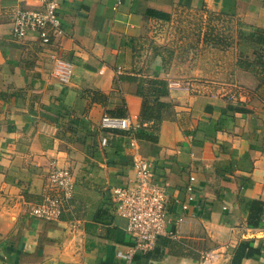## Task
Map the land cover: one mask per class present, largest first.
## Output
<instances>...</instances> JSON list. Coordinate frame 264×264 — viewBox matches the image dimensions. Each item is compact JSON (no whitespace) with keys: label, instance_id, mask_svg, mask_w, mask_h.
I'll list each match as a JSON object with an SVG mask.
<instances>
[{"label":"crops","instance_id":"crops-1","mask_svg":"<svg viewBox=\"0 0 264 264\" xmlns=\"http://www.w3.org/2000/svg\"><path fill=\"white\" fill-rule=\"evenodd\" d=\"M58 2L62 33L44 51L12 29L19 10L40 2L0 0V75L25 92L0 116V264H207L210 252V264H235L242 242L261 253L240 264H264V212L252 226L248 209L251 200L264 209V83L241 65L254 51L240 33L264 29V0ZM148 9L171 19L151 18ZM52 54L72 66L69 83L53 76ZM155 77L169 84L163 101L172 104L156 141L100 131L84 148L73 143L81 134L62 129L69 117L59 126L48 109L66 106L94 130L125 100L127 117L142 123L144 99L132 78ZM97 91L104 102L92 101ZM136 158L152 164L167 193L169 234L149 251L134 249L113 196L133 179ZM53 161L71 167L75 180L58 222L29 213L46 193Z\"/></svg>","mask_w":264,"mask_h":264},{"label":"built area","instance_id":"built-area-1","mask_svg":"<svg viewBox=\"0 0 264 264\" xmlns=\"http://www.w3.org/2000/svg\"><path fill=\"white\" fill-rule=\"evenodd\" d=\"M38 10H19L13 18V34L19 41L35 37L42 47H52L55 36L62 33L58 17V0H38ZM118 5L123 0H116ZM53 76L64 83H69L73 76L72 66L52 54ZM148 124L133 123L131 118H113L104 115L101 126L110 131L138 130ZM108 138H103L102 147L108 146ZM135 145V142L132 143ZM135 174L130 183L114 190V200L118 204L121 216L127 219V232L135 240L134 249L153 250L159 237L167 236L168 211L166 187L157 181L153 166L142 158L134 160ZM46 193L40 202L29 206L31 216L52 222L61 220L67 206L74 199L75 180L71 167L61 166L53 161L47 170ZM264 228V216L262 219ZM217 257L216 252L205 255V262L210 264Z\"/></svg>","mask_w":264,"mask_h":264},{"label":"trees","instance_id":"trees-1","mask_svg":"<svg viewBox=\"0 0 264 264\" xmlns=\"http://www.w3.org/2000/svg\"><path fill=\"white\" fill-rule=\"evenodd\" d=\"M146 15L154 18V19H162V20H170V15L155 9H148L146 11ZM241 37L246 39L247 43L252 47L254 51V58L250 59L246 57L245 59L242 58L241 65L249 68L254 72L258 77H260L261 81L264 83V29L261 28H254L250 32H240ZM42 47V46H41ZM43 50H47V48L42 47ZM49 47L48 49H50ZM7 64L9 66H15L16 63L14 61H8ZM2 68H0V71ZM125 79V78H124ZM132 81L138 83V88L134 90L138 96H141L143 101L142 112L140 117V122L143 124L147 122L148 125L146 127H141L138 130H130V131H120L126 132L131 136L137 138L138 140H145V141H156L155 134L159 131L160 125L164 120L166 113L170 112L172 104L169 102L163 101L164 98L168 97L170 94L169 84L158 77L150 78L149 80L140 79L137 80L136 78H132ZM8 88L6 90H2L0 92V100L8 103L13 98L19 100L20 98L24 100V93L22 90H10ZM93 102H104L107 99V95L103 94L102 92H92L89 95ZM18 102V101H17ZM50 111L54 112L57 117L54 118L55 123L57 125H62L59 121L60 118H64V116L69 117L70 121L67 125L64 124L63 130L65 129L66 132H71V134H81V138H78V142L73 143H80L81 147H87L89 142H91L92 137L96 138L100 131L108 132H115L120 133L119 131H110L107 129L96 128L92 130L90 127V121L86 119V117H72V110L66 106L60 105L58 107H49ZM127 105L125 100L122 101L118 106L113 109L107 110V114L113 118H127L128 111ZM65 111V112H64ZM150 123V124H149ZM105 132H101L105 137ZM102 136V137H103ZM97 142L93 146H97ZM249 210L252 212V217L249 220L250 225L257 226L261 214L264 212L262 204L258 201H249ZM261 250L255 249L251 246L249 242H242L239 247L237 248L234 256L235 264H240L243 259L256 257V255H260Z\"/></svg>","mask_w":264,"mask_h":264},{"label":"rangeland","instance_id":"rangeland-1","mask_svg":"<svg viewBox=\"0 0 264 264\" xmlns=\"http://www.w3.org/2000/svg\"><path fill=\"white\" fill-rule=\"evenodd\" d=\"M27 63L30 65L31 64V61L30 60H27ZM9 66V65H8ZM7 70V69H6ZM22 80V79H20ZM14 82V79L9 75L8 72H3L1 75H0V92L2 90H6L9 88L10 86V83ZM1 101V100H0ZM4 102V101H2ZM10 108V105L9 103L4 105V107L0 106V116L2 117V114L4 115L5 113V110H8ZM11 110V109H10ZM3 123H0V126H2Z\"/></svg>","mask_w":264,"mask_h":264}]
</instances>
